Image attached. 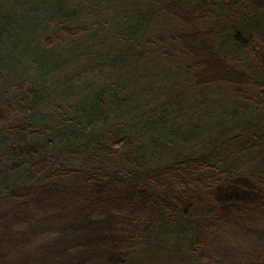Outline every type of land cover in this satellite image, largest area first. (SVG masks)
Returning a JSON list of instances; mask_svg holds the SVG:
<instances>
[{
  "label": "trees",
  "instance_id": "16d2710c",
  "mask_svg": "<svg viewBox=\"0 0 264 264\" xmlns=\"http://www.w3.org/2000/svg\"><path fill=\"white\" fill-rule=\"evenodd\" d=\"M20 4L0 0L12 11ZM56 5L60 15L36 26L33 49L45 55L25 66L49 83L0 67V223L12 229L0 230L12 252L0 264L161 263L178 237L187 245L173 264H229L212 255L222 236L264 231L254 226L264 218V179L247 176L255 158L264 172V79L242 69L232 82L213 76L230 63L242 68L264 44V5ZM8 9L0 19L14 22L20 15ZM89 32L102 36L94 49L79 43ZM54 51L69 55L50 58ZM153 68L167 73L155 81ZM219 86L243 102L241 111L254 107L226 132L205 120L214 99L199 100L203 87ZM242 264H264V255Z\"/></svg>",
  "mask_w": 264,
  "mask_h": 264
},
{
  "label": "rangeland",
  "instance_id": "374dc122",
  "mask_svg": "<svg viewBox=\"0 0 264 264\" xmlns=\"http://www.w3.org/2000/svg\"><path fill=\"white\" fill-rule=\"evenodd\" d=\"M57 0H20L19 8H16L14 11L12 9H8L7 6L0 5V17L1 15L8 9V12H14L20 16L14 19V22L8 23L7 20L0 19V57H2V62H0V67L4 69H10L13 67H17L14 69L20 70L25 68V70H20V73L24 74V72H30L31 77L38 78V82H44L46 84L49 83L50 76H43L42 72H39L38 69H33L32 71H28L26 68V61L30 58L37 57L36 59L42 58L44 53L39 51H34V38L35 34L38 31L36 28L37 25H45L44 23L51 18L52 15H60L58 13V7L56 5ZM103 2L113 3L116 0H101ZM128 1V0H124ZM69 6L71 8L72 4H74V0H67ZM258 3H262L264 5V0H257ZM122 10V7L120 8ZM107 17L100 16L99 17V24H104ZM12 23V24H11ZM111 36V34H106ZM101 35L92 34V32L85 33V35L79 39V43L83 45V47L87 49H94L96 48L97 40L100 41ZM96 38V39H95ZM257 53L252 54L246 59L245 64L240 68L241 65H237L235 63H230L227 65L225 71L222 73L214 74L213 80L214 81H224L227 80L232 82L237 80L239 74L242 71L246 75L247 79L256 78L258 80L264 79V44L261 43L257 45ZM259 50V51H258ZM60 53V55H58ZM69 53L62 52V51H54L50 54V58H57L61 57H68ZM49 56V55H48ZM47 58V56H45ZM45 60L40 62V66L43 67L45 65ZM73 60L69 61L71 64ZM233 68V69H232ZM167 73L166 68H153L152 70V79L157 81L159 80V75L163 77L165 72ZM70 74V73H68ZM64 77H69L64 74ZM201 76L207 79L210 77V74L207 72H203ZM241 76V75H240ZM63 77V78H64ZM62 78V79H63ZM208 80V79H207ZM232 80V81H231ZM8 82V80H7ZM41 84H44L42 83ZM209 82L206 81L207 85H210ZM217 86V85H215ZM218 90H213L212 88L208 89L207 87H203L201 93H199V100L207 99L208 97L213 98L214 100L208 105V110L206 112L205 120L208 121V125L210 128H215L216 131L219 132H226L229 128L232 127L233 124H237L238 120L248 119L254 113L252 110L254 107L247 103V108L244 111H241L240 106L243 102L239 98H236L233 92L227 88L226 86L221 87ZM246 89L250 88V85L245 86ZM152 93L155 95L157 92L152 90ZM50 99H58L60 96V91L58 92H51L49 91ZM211 101V100H209ZM244 114V117H240L239 115ZM239 116V117H237ZM208 118V119H207ZM190 152L189 149H184L183 153L188 154ZM191 153V152H190ZM264 154V152H262ZM259 158H255L253 161L250 162V167L247 171V176L255 178H262L264 179V172H263V162H261ZM6 226V229H5ZM255 229H264V218L262 219V223H258ZM12 228V227H11ZM18 225L14 226L13 229L17 230ZM5 229L6 231L9 230L8 224H5L4 221L0 223V230ZM2 230V231H3ZM13 232V231H12ZM232 233V236L226 237L222 236V239L217 246V249L212 255H214L215 259H229V264L236 262L237 264H242L248 260H252L255 258L256 255H264V231L259 236H255L254 232L245 236L237 231H228ZM227 232V233H228ZM260 233V232H259ZM171 247L162 255H166L161 263L159 260H155L154 264H173L174 258L176 259L177 255H183V250L185 249L187 242L183 237H178L171 242ZM12 252L8 250L5 245L0 244V256L5 255L11 258ZM227 255V256H226ZM153 264V262H152Z\"/></svg>",
  "mask_w": 264,
  "mask_h": 264
}]
</instances>
